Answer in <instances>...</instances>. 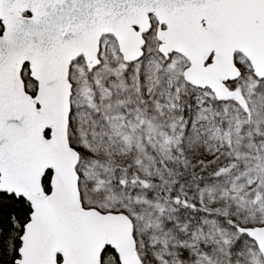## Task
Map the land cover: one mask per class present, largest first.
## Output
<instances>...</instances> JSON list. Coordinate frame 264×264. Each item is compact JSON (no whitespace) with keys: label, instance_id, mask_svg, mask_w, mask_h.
<instances>
[{"label":"snow or ice","instance_id":"6c2138e0","mask_svg":"<svg viewBox=\"0 0 264 264\" xmlns=\"http://www.w3.org/2000/svg\"><path fill=\"white\" fill-rule=\"evenodd\" d=\"M0 264H264V0H0Z\"/></svg>","mask_w":264,"mask_h":264}]
</instances>
